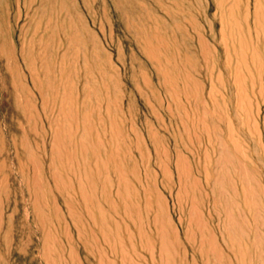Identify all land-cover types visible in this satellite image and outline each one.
<instances>
[{
  "label": "rangeland",
  "instance_id": "rangeland-1",
  "mask_svg": "<svg viewBox=\"0 0 264 264\" xmlns=\"http://www.w3.org/2000/svg\"><path fill=\"white\" fill-rule=\"evenodd\" d=\"M251 44L263 56L253 97L244 81L260 126L264 0H0V264H236L211 195L201 213L222 257L199 255L175 165L201 179L205 152L214 160L201 127L213 136L231 119V74L247 79ZM155 217L178 247L145 237ZM246 249L244 263L259 264Z\"/></svg>",
  "mask_w": 264,
  "mask_h": 264
},
{
  "label": "bare ground",
  "instance_id": "bare-ground-1",
  "mask_svg": "<svg viewBox=\"0 0 264 264\" xmlns=\"http://www.w3.org/2000/svg\"><path fill=\"white\" fill-rule=\"evenodd\" d=\"M257 4H259V2ZM258 13L259 9L254 8V16L256 19L258 18ZM246 18H248L247 14L244 18L245 25H247ZM240 38L242 39L240 46L248 50V42L244 41V38ZM251 39V35H249V40L251 41ZM255 42L258 44V34L255 37ZM242 47L238 48L242 49ZM230 48L236 60L241 61L242 50L239 51L240 53L237 51L239 53L237 54L236 50L232 48V45ZM256 50H259V47H253V50H251L250 46L248 55L244 57L243 60L246 62L247 79H245V77L243 79L242 75L239 74L241 70L239 69L240 66H237V69L231 74L234 77V92H236L235 101L237 103V106L234 107L232 116H230L231 121H227L226 118H223L224 116L222 113L220 116L221 118H218L221 127H217L218 129L215 130V135L213 134V136L207 133V126L201 127L202 132L206 133L205 138L207 140V145L209 147L211 146L210 149L215 153L214 160L211 161L212 159L207 157L210 155L205 152L203 167L200 168L197 174L201 176V179L192 178L194 172L187 168V162L181 159V157L176 159L177 164L175 165V179L177 187L179 188L178 196L184 197L190 201L187 203H189V208L191 205V209H188L192 211L191 213L189 212L190 218L188 222L193 228L195 227L193 234L200 237V245L198 247L199 255L201 256L209 249H213L215 252L214 248L217 246L213 240L214 229H212L210 222L204 218L203 212L201 213V210L203 211L204 208L207 207L209 202L208 198L209 195H211L212 198L210 197L211 202L209 203L210 209L208 217L211 219L212 213L216 215V220L213 218V220L217 221L215 229H217V232L219 230L221 236L224 235L226 237L225 240L227 243H225V246L227 248L229 247L230 254L233 252L232 257L234 256L236 264H245V249L248 247H252L253 250L255 249L258 251H256V253H258V255L256 254V259L258 258L261 260L260 262L257 259L259 264H262V262L264 264V189L260 184V179L263 178L262 176L264 174V118L263 124L258 126L257 121L253 117L250 99V96H254L253 85L254 83L256 84L255 77L250 73L252 72L259 77L258 73L262 72L263 67L262 61L259 62L257 60L263 59V56L256 53ZM248 65H250V67ZM257 79L260 80V78ZM244 80L246 82L249 81L251 85L250 96H248ZM259 83L258 100L263 103V88L261 92L262 85ZM203 115L204 117H209L212 121L211 118H213V116H211V114L204 113ZM211 139H213V142H211ZM211 150L210 153H212ZM54 183H56V180ZM56 186L58 187V185ZM190 192H192L193 196L189 194ZM131 210H133V207L125 205L123 216L127 218L126 220L128 223L125 224L122 220L121 224L123 232L126 235V244L132 239V235L130 234L131 225H134L137 230V222L135 218L134 220L131 218V215H134ZM165 215L166 213L164 212L162 217H165ZM156 218L158 219V217H155L152 222L154 234L145 233V237L150 240L154 238L160 241V247H164L162 249H167L168 247V249L170 248L173 250V248L178 247L179 238L172 225L165 222L166 224L164 226L160 225L159 228ZM213 220L211 221L214 222ZM164 235L170 237L168 243ZM137 236L141 237V229H139V234H137ZM192 243L193 242H189L191 246ZM214 252L212 254L216 253L218 256L222 255L219 254L220 251H218L219 253ZM216 254L214 259L218 257ZM220 257L222 256H219V259H215V262H218ZM234 258H232V260Z\"/></svg>",
  "mask_w": 264,
  "mask_h": 264
}]
</instances>
